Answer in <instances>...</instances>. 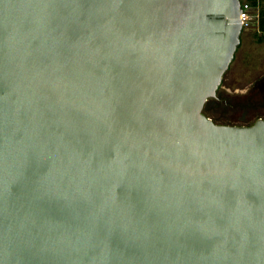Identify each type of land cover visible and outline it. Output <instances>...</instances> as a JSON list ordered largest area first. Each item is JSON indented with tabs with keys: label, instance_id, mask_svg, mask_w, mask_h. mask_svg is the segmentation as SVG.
<instances>
[{
	"label": "water",
	"instance_id": "1",
	"mask_svg": "<svg viewBox=\"0 0 264 264\" xmlns=\"http://www.w3.org/2000/svg\"><path fill=\"white\" fill-rule=\"evenodd\" d=\"M242 0H0V264H264V120L215 123Z\"/></svg>",
	"mask_w": 264,
	"mask_h": 264
},
{
	"label": "rangeland",
	"instance_id": "2",
	"mask_svg": "<svg viewBox=\"0 0 264 264\" xmlns=\"http://www.w3.org/2000/svg\"><path fill=\"white\" fill-rule=\"evenodd\" d=\"M259 10L252 6L253 21L243 29L235 58L218 90L222 100L204 109L217 124L247 126L264 119V33L255 19Z\"/></svg>",
	"mask_w": 264,
	"mask_h": 264
},
{
	"label": "built area",
	"instance_id": "3",
	"mask_svg": "<svg viewBox=\"0 0 264 264\" xmlns=\"http://www.w3.org/2000/svg\"><path fill=\"white\" fill-rule=\"evenodd\" d=\"M241 11H242V13H240L239 18H240L243 29H246L250 26V24L253 21L252 5H250L249 3L242 0ZM257 18L259 19V15H257V17H255V19H257Z\"/></svg>",
	"mask_w": 264,
	"mask_h": 264
},
{
	"label": "trees",
	"instance_id": "4",
	"mask_svg": "<svg viewBox=\"0 0 264 264\" xmlns=\"http://www.w3.org/2000/svg\"><path fill=\"white\" fill-rule=\"evenodd\" d=\"M262 1H264V0H248V3L250 5H252L254 8H260V10H259V19H258L259 20V29L264 33V7H261ZM226 125L235 126V125H232V124H226ZM247 126H250V125H247Z\"/></svg>",
	"mask_w": 264,
	"mask_h": 264
},
{
	"label": "flooded vegetation",
	"instance_id": "5",
	"mask_svg": "<svg viewBox=\"0 0 264 264\" xmlns=\"http://www.w3.org/2000/svg\"><path fill=\"white\" fill-rule=\"evenodd\" d=\"M221 100H222L221 94H220V92H218V93H217V97L214 98V99H212L211 101H209L208 104H209V105H213L214 103H218V102L221 101ZM208 104H207V105H208ZM207 105H206V106H207ZM261 119H262V118H261ZM258 120H259V119H258ZM263 120H264V119H263Z\"/></svg>",
	"mask_w": 264,
	"mask_h": 264
}]
</instances>
